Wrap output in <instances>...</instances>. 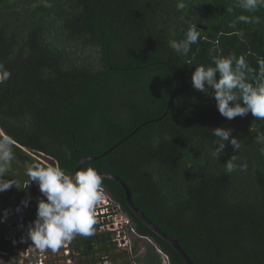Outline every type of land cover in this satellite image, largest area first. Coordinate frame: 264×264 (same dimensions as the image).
<instances>
[{
    "label": "trees",
    "instance_id": "obj_1",
    "mask_svg": "<svg viewBox=\"0 0 264 264\" xmlns=\"http://www.w3.org/2000/svg\"><path fill=\"white\" fill-rule=\"evenodd\" d=\"M176 3L0 0V63L12 73L0 85V129L17 141L8 176L20 183L0 193V212L14 209L28 189L20 168L37 158L26 150L71 172L84 156L103 154L144 124L88 166L121 177L134 204L195 264H264V155L255 143L264 122L251 114L228 121L190 82L210 54L251 52L255 67V57L264 56V9L243 12L237 0H186L177 11ZM240 14L259 16L260 23L230 28ZM190 23L205 39L185 56L169 41L182 39ZM236 30L244 36L232 35ZM221 126L238 136V153L228 145L224 155L213 156L212 129ZM232 155L247 163V172L226 173ZM103 187L171 264H186L131 211L121 185L103 179ZM14 214L0 223V251L18 262ZM151 252L148 264H161Z\"/></svg>",
    "mask_w": 264,
    "mask_h": 264
},
{
    "label": "clouds",
    "instance_id": "obj_2",
    "mask_svg": "<svg viewBox=\"0 0 264 264\" xmlns=\"http://www.w3.org/2000/svg\"><path fill=\"white\" fill-rule=\"evenodd\" d=\"M186 6V0H177L175 5L177 11H183ZM237 7L243 12L255 13L264 9V0H237ZM260 19L255 15L240 14L228 26L236 29L238 23L259 24ZM197 25L190 23L182 39L169 41L170 48L187 56L193 45L205 39L203 30ZM231 34L241 38L244 36L242 30ZM249 55L253 54H210V63L198 64L191 73V87L214 100L218 113L228 121L251 114L255 120L264 122V56H256V66L253 67L248 60ZM11 78L12 73L0 63V85ZM212 134L217 138L213 141V156L224 155L228 145L235 153L240 151L241 142L237 135H233V129L216 127L212 129ZM16 143L12 136L0 129V193L17 189L19 184L17 179L8 176L12 162L16 159L13 147ZM255 143L260 146L261 155H264V131L257 130ZM67 156L70 159L71 153H67ZM88 161L89 158L85 157L71 172L54 158L50 163H42L38 159L26 161L25 175L28 179L23 182L24 189L35 184L39 191L35 197V218L26 226L23 223L22 213L33 201L32 195L27 194L14 209L0 212V223H7L13 213L18 214L21 223L17 227L24 233L21 242L31 241L33 248L50 250L52 253H57L77 237L93 236L97 224L96 206L105 199V190L103 175L96 168L88 166ZM236 161L237 156L232 155L224 163L227 174L237 170L247 172V163L238 164ZM12 242L17 243L16 240Z\"/></svg>",
    "mask_w": 264,
    "mask_h": 264
},
{
    "label": "flooded vegetation",
    "instance_id": "obj_3",
    "mask_svg": "<svg viewBox=\"0 0 264 264\" xmlns=\"http://www.w3.org/2000/svg\"><path fill=\"white\" fill-rule=\"evenodd\" d=\"M26 151L33 158H36V155L47 157L41 152ZM29 187L24 192L21 200L25 198L27 191L32 189L34 191L30 194L33 197V201L30 203L29 208L23 211V221L30 220V216H32L31 219L35 218V197L39 195V191H37L38 187L36 185ZM104 190L105 193H108L115 200L108 189L104 187ZM115 201L117 202V200ZM117 203L121 208V213L119 214H114V207L109 206L107 209H110V213L107 214L105 211L106 207L102 202L96 206L97 224L94 226L95 234L93 236L77 237L62 247L57 253H52L50 250L42 251L44 252L43 255L48 257V264H148L150 251H152L151 253L156 257L158 263L160 261L161 264H164L165 258L162 253H166L149 236L141 234L149 240L146 238L137 239L136 234L130 230L131 227H135V232L140 234L136 229L134 221L124 212L121 204ZM124 218H129L128 224H123ZM116 220L119 221L120 226L116 228L113 225L111 228H108L109 223L114 224ZM20 222L19 215L14 214L12 222L13 231H15ZM118 230L121 232L119 233ZM136 239L139 241H136ZM1 255L7 256L6 254Z\"/></svg>",
    "mask_w": 264,
    "mask_h": 264
},
{
    "label": "water",
    "instance_id": "obj_4",
    "mask_svg": "<svg viewBox=\"0 0 264 264\" xmlns=\"http://www.w3.org/2000/svg\"><path fill=\"white\" fill-rule=\"evenodd\" d=\"M172 100L169 102V106L168 108L171 107L172 105ZM150 123V122H146L145 124ZM144 125V124H143ZM143 125H141L140 127H138L131 135L125 137L124 139L120 140L118 143H116L114 146H112L110 149H108L106 152H104L103 154L99 155V156H95V157H90V156H84L82 158V160L85 157L89 158L88 164L94 161H97L101 158H103L104 156H106L107 154H109L110 152H112L114 149H116L119 145H121L122 143H124L126 140H128L133 134H135ZM48 159L52 160V158L47 157ZM104 177V179H110L112 181L117 182L119 185L122 186V188L125 191V195H126V201L127 204L129 206V208L131 209V211L136 215V217L149 229L151 230L154 234H156L157 236H159L161 239H163L164 241H166L167 243H169L177 252L178 254L181 256V258L184 260V262L186 264H195L191 258L188 256V254L185 252V250L181 247L180 243L178 240L174 239L172 236H170L169 234H167L166 232H164L159 226H157L143 211H141L133 202L132 200V192L130 190V188L128 187V185L126 184V182L119 176L117 175H113V174H108V173H101ZM34 190H29L27 191L26 194H30L32 193ZM38 191V190H37ZM36 191V192H37ZM30 219L32 218V216L29 217ZM1 254H3L2 251H0ZM169 264H171V262H169Z\"/></svg>",
    "mask_w": 264,
    "mask_h": 264
},
{
    "label": "built area",
    "instance_id": "obj_5",
    "mask_svg": "<svg viewBox=\"0 0 264 264\" xmlns=\"http://www.w3.org/2000/svg\"><path fill=\"white\" fill-rule=\"evenodd\" d=\"M102 204L105 205V207H106L105 211L107 212V214L110 213L109 212L110 209H107L108 206L109 207H114V209H115V211H113L114 214L115 213L116 214L121 213L120 205L108 193H105V199L102 201ZM105 211H102V212H105ZM116 218H117V216H116ZM33 219H30L28 221H23V223L26 226L27 223L29 221L33 220ZM108 219H111V218H108ZM128 222H129V218H124L123 224H128ZM113 225H115V227L118 228L120 226V223H119V221L116 220L114 222V224L109 223L108 228H111ZM130 230L134 234H136L137 238H146L145 236H142L141 234L136 233L135 232V227H131ZM14 232H16L18 234L19 242L22 245V248L20 250V260H19L21 264H48V260H47L48 257L43 255L45 251L42 252V251H40L38 249L33 248L31 246V241L21 242V238L24 235V233H23L22 230L18 229V227L15 229ZM118 232L120 233L121 231L118 230ZM146 239H148V238H146ZM3 254H6L8 256L7 253H3ZM162 255L164 256L165 260L169 262L168 255L163 254V253H162Z\"/></svg>",
    "mask_w": 264,
    "mask_h": 264
},
{
    "label": "rangeland",
    "instance_id": "obj_6",
    "mask_svg": "<svg viewBox=\"0 0 264 264\" xmlns=\"http://www.w3.org/2000/svg\"><path fill=\"white\" fill-rule=\"evenodd\" d=\"M35 157H36L37 159L41 160V161L44 162V163H50V159H48L47 157L45 158L44 156H40V155H36ZM21 174L23 175V176H21V177L26 176L24 170L20 168V175H21ZM19 184H20V183H19ZM137 239H138V238H137ZM137 239H136V241H139V240H137ZM0 264H21V263H20V261L15 262V261H14V258H12L10 255H9V256H3V255L0 254ZM164 264H168V261L166 262V261L164 260Z\"/></svg>",
    "mask_w": 264,
    "mask_h": 264
},
{
    "label": "bare ground",
    "instance_id": "obj_7",
    "mask_svg": "<svg viewBox=\"0 0 264 264\" xmlns=\"http://www.w3.org/2000/svg\"><path fill=\"white\" fill-rule=\"evenodd\" d=\"M142 124V123H141ZM138 126V125H137ZM117 143V142H116ZM114 144V143H113ZM125 144V143H124ZM44 150V149H43ZM55 157V156H54ZM100 160V159H99ZM91 164V163H90ZM106 173V172H105ZM115 175V174H114ZM126 180V179H125Z\"/></svg>",
    "mask_w": 264,
    "mask_h": 264
},
{
    "label": "crops",
    "instance_id": "obj_8",
    "mask_svg": "<svg viewBox=\"0 0 264 264\" xmlns=\"http://www.w3.org/2000/svg\"><path fill=\"white\" fill-rule=\"evenodd\" d=\"M167 262V261H166Z\"/></svg>",
    "mask_w": 264,
    "mask_h": 264
}]
</instances>
